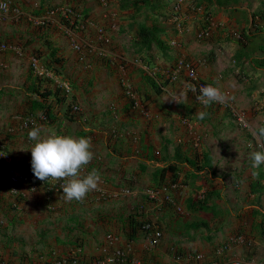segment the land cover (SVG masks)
<instances>
[{
  "label": "crops",
  "instance_id": "crops-1",
  "mask_svg": "<svg viewBox=\"0 0 264 264\" xmlns=\"http://www.w3.org/2000/svg\"><path fill=\"white\" fill-rule=\"evenodd\" d=\"M8 1L19 13L0 11V44H5L0 46V141L9 154V161L0 160V261L47 264L74 255L89 260L130 247L132 255L149 262L201 253L207 261L241 258L243 264H264V216L250 190L263 180L264 164L253 168L249 156L264 151L249 131L264 125V70L235 57L264 55V0H167V6L164 0H123L125 7L122 0ZM174 2L181 4L175 10ZM61 6L83 11L81 27L66 25L65 16L52 12ZM159 17H164L166 54L136 53L133 25H150ZM206 26L209 34L201 36ZM248 31L252 35L246 39ZM140 55L160 68L184 58L201 81L220 87L229 101L205 107L198 94L184 89V69L174 81L164 82L159 73L155 85L162 86L155 88ZM44 89H59L64 97L57 104L48 95L56 113L52 121L41 119L35 108L41 101L35 91ZM181 91L187 96L183 103L171 99ZM68 104L79 108L72 120L64 116ZM234 107L246 128L229 110ZM198 111L206 113L203 120ZM36 126L45 138H91L94 158L81 178L95 171L101 177L98 190L69 202L63 190L49 184L32 188L2 181L8 165L32 168L35 141L28 132ZM166 164L175 169L161 178ZM173 173L179 187L168 191L173 202H166L180 201L181 220L204 218L189 212L186 201L213 192L208 200L215 212L205 224L177 227L181 220L171 215L170 206L147 198ZM131 213L162 224L155 245L140 230L128 241L125 219Z\"/></svg>",
  "mask_w": 264,
  "mask_h": 264
},
{
  "label": "clouds",
  "instance_id": "clouds-1",
  "mask_svg": "<svg viewBox=\"0 0 264 264\" xmlns=\"http://www.w3.org/2000/svg\"><path fill=\"white\" fill-rule=\"evenodd\" d=\"M177 5H181V4L177 3ZM10 6L11 8H13L11 4ZM201 36H205V35H201ZM237 37L241 38V34L240 36H238L237 34ZM185 62L188 61L185 60ZM197 78L200 82L204 83L206 86H202L199 89V91H197L195 86H190V90L186 89L185 87L184 89L186 91H192L198 94L197 97L198 101L201 104H203L205 107L209 106L213 102L224 104L229 101L230 97L225 92H223L220 87L207 85V83L199 79L198 75ZM171 99L177 103H183V101L187 99V96L183 91H181L176 96L171 97ZM229 110L234 114L236 120V115H237L235 114L236 108L235 107L230 108ZM197 114L199 119L201 120H203L206 115V113L203 111H198ZM41 115L43 114H40V116ZM43 120H46V117ZM246 123L248 122L246 121ZM239 125L243 128L247 127V126L244 127L241 124ZM249 131L251 132V135L257 139L258 142H264V125H260L258 127H250ZM41 132L42 129L38 126L33 127L28 132V139L30 141H35L34 145L30 148L32 155L31 165L35 178L41 181H47V180L66 181L63 184H60V187L63 189V195H62L63 199L69 202L72 200L82 201L83 199L86 198L89 192L98 190L101 177L95 171H92L91 173L81 178L82 170L94 158V153L93 151H91L92 148L91 138L90 137L75 138L72 136H58L55 134H49L45 138L41 136ZM260 146L264 147V143H261ZM249 156L250 159L252 160L253 168H259L261 164H264V151H253L249 154ZM171 185L177 186L176 183L170 184V186Z\"/></svg>",
  "mask_w": 264,
  "mask_h": 264
},
{
  "label": "built area",
  "instance_id": "built-area-1",
  "mask_svg": "<svg viewBox=\"0 0 264 264\" xmlns=\"http://www.w3.org/2000/svg\"><path fill=\"white\" fill-rule=\"evenodd\" d=\"M13 10L16 14L19 13L18 8H11L10 2L8 0H0V11L1 12H9ZM59 12L60 14L64 15L65 17L70 16L72 14L71 8L69 6H63L59 7L57 9H53L52 12ZM83 22L80 21V23L76 24L78 27H81ZM209 31V26H206V28L203 30L201 35H207ZM1 47L4 48L5 45L1 44ZM75 47H78L77 45ZM175 68L172 70L164 68V71L162 72L163 76L166 77L168 80H175L178 77V74L181 69H185L187 71V79L185 81L184 87L188 90H190V86H195L197 91L202 86H206L204 83L200 82L197 78L195 69L191 66L190 63L185 62L184 59L179 58L176 61ZM45 72H41L40 74H43ZM72 111H77L79 108L77 105L71 106ZM42 119H45L44 115H41ZM236 120L239 124L242 126H247V123L241 113L236 115ZM0 160L9 161V154L5 151L2 142L0 141ZM2 181L5 184H12L17 182H26L30 185V187L35 188V186L39 183L43 184H49L52 186L55 190H63L60 187V184L65 183L66 181H54V180H47V181H41L39 179H36L32 168H23V169H16L12 166H7L6 171L2 176ZM175 186V185H171ZM167 189L166 187H162L159 190L151 189L148 191L147 195L150 197L151 200H154L160 204V201L158 197L160 194H164V197L166 198V201H172L170 198V195L167 192H165ZM173 202V201H172ZM171 202V203H172ZM169 203V202H168ZM177 212H183L182 208L180 206H176ZM142 229L144 230V233L147 234L150 243L155 244L158 238L161 235V231L159 229V226L156 222L149 221L143 224ZM107 240H114V236L111 234H107L106 236ZM130 247H127L125 249L123 248H116L111 251H107L103 255L94 258L92 261L84 260L80 256L74 255V256H68V257H61V258H55L52 261L48 262L47 264H243V261L241 258H227L225 260H211L207 261L203 254L201 253H194L191 256H188L186 258H182L181 255L177 254L173 257L171 261L168 262H149L145 261L139 257H136L130 253ZM194 261V262H193ZM193 262V263H192ZM0 264H6L4 262L0 261ZM24 264V263H19Z\"/></svg>",
  "mask_w": 264,
  "mask_h": 264
},
{
  "label": "trees",
  "instance_id": "trees-1",
  "mask_svg": "<svg viewBox=\"0 0 264 264\" xmlns=\"http://www.w3.org/2000/svg\"><path fill=\"white\" fill-rule=\"evenodd\" d=\"M143 2H149L148 0H140ZM158 1L160 0H155V4L158 3ZM195 1V0H193ZM198 1V0H197ZM215 3L217 4H221L222 2H219L218 0H214ZM154 2H152L151 5L154 4ZM223 2L228 3L227 0H224ZM121 7H125L126 6V2L125 1H121ZM154 4V5H155ZM153 5V6H154ZM71 8L72 14L70 16H67L66 18H63L64 23H66V25L72 27V26H76V24L83 22V19L85 18L81 13L76 14L73 10V8L71 6H69ZM40 10H37L35 13L39 14ZM164 15V13L162 14ZM161 18L164 17H159L157 19H153L152 23L150 25H147L146 23H138V24H134L133 25V31H134V37H133V41H132V47L134 49V51L136 53L142 54L143 52L150 54L151 52H157V54H162L165 55L167 52V46L165 44L164 39L162 38V32L164 31V24ZM250 19L253 22L254 20V12L250 13ZM78 27V26H77ZM252 34L250 31H248L245 35L244 38H248L250 37ZM243 38V37H242ZM243 53V54H241ZM152 55V53H151ZM141 58V62H142V66H143V71L150 77L151 83L154 85L155 88L159 89L162 86V83L155 85V82L159 81V73L162 74V72H156V70H159L160 67L158 66H153L151 67V61L148 58H144L143 55L139 56ZM236 59L241 60L243 57L246 58L247 62L249 63L250 66L254 67L255 69L257 68H261L264 70V55L263 56H252V55H248L247 53L244 52H240L239 54H236ZM176 65H174L173 67H164L167 69L172 70L173 68H175ZM157 67V69H156ZM164 68H160V70L164 69ZM152 74V75H151ZM153 76V77H152ZM161 78V77H160ZM164 78V82L168 81V79L164 76H162V79ZM155 79L157 81H155ZM36 95L40 98L41 101H37V106L35 108H38L41 112V114L45 115L46 119L49 121L55 120L56 119V113H55V107L53 105H51V103H47L46 100H48V95L53 94L55 103H59L62 99H64V97L62 95H60V91L59 89H56L55 91H51V90H47L44 89L42 91L36 90ZM133 91H130L129 93H131ZM72 104H68V106L65 109L64 112V116L66 118L69 119H73L72 116V108H71ZM264 143V142H262ZM186 163H189V161L187 160ZM175 166L172 164H166V166H162L161 167V171L159 172V175L161 178H163L164 174L166 173V170H172V172L174 171ZM199 168H197L196 170H199ZM202 169V168H201ZM174 174V173H173ZM177 174H174V177L170 180L169 183H164L165 184H174L175 181V177ZM162 185V186H163ZM161 186V187H162ZM160 187V186H159ZM156 187V188H159ZM252 188V187H251ZM252 191H255L254 188H252ZM211 191L206 192L204 194L203 197L201 198H188L186 201V208L189 212L191 213H204V218H200L199 220H197L198 218H192L190 219V223L189 226L190 227H197L198 224L203 225L208 221L207 216H212L211 214H207V211L209 213H213L215 212V210L212 208V205L209 202V198L212 196ZM168 203V202H167ZM170 204V203H169ZM169 204H166L168 206H170ZM261 208L258 209V212H260L261 214H263L264 216V212H261L260 210ZM214 215V214H213ZM151 222L152 220H150L148 217L146 218L145 216H142L140 213H131L129 214L126 219L125 222L127 223L129 229H130V233H127V239L129 240H134L135 238V233L140 230L142 232H144V230L142 229V226L144 223L146 222ZM94 258H91L88 260L92 261Z\"/></svg>",
  "mask_w": 264,
  "mask_h": 264
},
{
  "label": "rangeland",
  "instance_id": "rangeland-1",
  "mask_svg": "<svg viewBox=\"0 0 264 264\" xmlns=\"http://www.w3.org/2000/svg\"><path fill=\"white\" fill-rule=\"evenodd\" d=\"M177 1V0H176ZM158 2H160V1H158ZM164 3H165V5L167 6L168 5V2H167V0H164ZM174 6L175 7H179L180 5H177V3L176 2H174V4H173V10H175V8H174ZM171 7V6H170ZM160 70V69H159ZM159 70H158V72H159ZM164 71V69H162L161 70V72H163ZM163 76V75H162ZM164 79V78H163ZM261 172H262V170H261ZM264 172V171H263ZM262 172V173H263ZM261 178V177H260ZM261 179H263L262 181H263V183H262V181L259 183V185L258 186H256V187H253L254 189H255V197H256V203H255V205L256 206H258L259 208H261L263 211H264V176L261 178ZM162 187H166V189L170 192V189H177L179 186L177 185V186H170V184H165V185H163ZM162 187H159V188H154V190H159V189H161ZM151 190V189H150ZM167 190L165 191V192H167ZM250 190L252 191V188H250ZM170 195V194H169ZM258 197V198H257ZM150 201H152L151 199H150V197L148 196L147 197ZM158 199H159V201H160V206L162 207V206H164V205H166L167 204V202H166V198L164 197V194L162 193V194H160V196L158 197ZM171 204V203H170ZM176 206H180L181 208H182V206L180 205V201L178 202V201H174V204H172V206H170L171 207V209H172V214L171 215H173L174 214V216H175V218L176 219H182L183 218V216H185V214H184V211H183V213L182 212H177V209H176ZM212 208H213V205H212ZM183 209V208H182ZM207 214H211V213H209L208 211H207ZM153 222H156L157 223V225L159 226V229L161 230V228L163 227L162 226V224L159 222V221H153ZM189 222H190V220L188 219V222H186L185 220H181L180 222L178 221H176V226L177 227H180L181 228V226H182V228H189ZM153 245H155L154 243H153ZM140 258V257H139ZM142 259V258H141ZM144 260V259H143Z\"/></svg>",
  "mask_w": 264,
  "mask_h": 264
}]
</instances>
